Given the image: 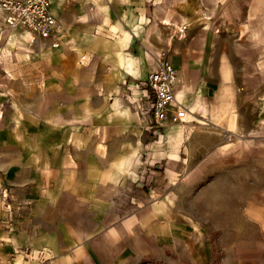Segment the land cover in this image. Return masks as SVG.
<instances>
[{"label":"crops","instance_id":"0c3cea01","mask_svg":"<svg viewBox=\"0 0 264 264\" xmlns=\"http://www.w3.org/2000/svg\"><path fill=\"white\" fill-rule=\"evenodd\" d=\"M240 1L234 0L237 7ZM52 10L61 28L60 46L54 48L45 41L35 51L28 50L30 34L26 31H11L5 40L7 28L0 17V75L9 78L7 82L0 79V110L12 102L24 107H18L16 117L8 109L3 111L0 136L27 137L26 147L11 151L28 155L27 163L19 161V166L36 167L47 175L35 187L28 183H32L30 173L22 184L0 185V264H75V256L94 264L92 257L99 251L93 245L96 239H107L116 227L122 229L123 225L106 222L101 232L99 219L112 216L114 208L101 205L110 200L100 197L99 186L101 180L109 188L116 185L123 176L119 171L131 165L132 154L150 144L144 140L141 125L149 119L143 113L148 90L142 81L154 69L159 54L168 57L177 70L176 103L186 107L189 116L200 112L203 121L217 122L228 131H243L244 109L240 107H256L253 119L257 124L249 129L264 138V79L254 72L263 69L258 62L264 58L261 38L245 37L234 64L226 36L212 32L207 25L211 24L209 16L199 21L202 28L188 27L196 21L193 16L182 20V2L54 0ZM238 11L236 17H240ZM249 11L258 21L264 14V0H251ZM175 27L181 29L174 33ZM182 31L187 36L178 38ZM178 43H185L186 48ZM245 59L250 65L243 63ZM231 82L235 127H225L228 122L218 106L221 88H232ZM36 97L38 102L31 103ZM32 106L39 107L40 117ZM36 139H40L38 144ZM37 154L47 157L37 160ZM119 154L122 160H117ZM5 189L7 197L2 193ZM76 218H93L94 227L83 230L86 237L78 235ZM98 232V237L89 239ZM43 247L54 252L52 261L27 257V249ZM89 248L90 254L86 252Z\"/></svg>","mask_w":264,"mask_h":264},{"label":"rangeland","instance_id":"374dc122","mask_svg":"<svg viewBox=\"0 0 264 264\" xmlns=\"http://www.w3.org/2000/svg\"><path fill=\"white\" fill-rule=\"evenodd\" d=\"M175 2L183 3L182 20L195 17L196 25L188 24L192 30L202 28L199 21L210 17L211 24L207 25L212 32L226 36L234 64L238 45L246 43L245 37L264 40V14L258 21L251 18V0H241L238 7L234 0H223L222 7L218 0ZM237 9L240 17H236ZM179 30L175 27L174 33ZM186 31L178 32L177 37H186ZM181 44L185 43H178ZM258 62L264 69V58ZM243 63L250 65L247 59ZM263 69L254 71L262 80ZM0 79L9 80L2 75ZM228 85L232 87L227 98L229 115L234 120L225 127H235V87L232 82ZM22 96L26 101L27 96ZM33 100L38 102V97L30 100L34 104ZM18 107L24 108L19 102L2 107L0 118L6 109L10 116L16 117ZM240 108L244 109L243 131L232 132L217 122L203 121L200 112L187 114L188 121L171 116L158 127L153 126L150 118L147 124L141 122L146 128L144 140L150 144L132 154L131 165L119 171L123 176L118 177L116 185L109 188L104 181L100 182V197L110 200L101 205L114 208L112 216L99 219L101 232L114 222L123 226L110 230L112 235L107 239H96L93 245L99 251L98 256L92 257L94 264H264V138L256 137V132L249 129L257 124L253 119L256 107ZM31 109H36V117H40L38 106ZM24 117L27 118L26 114ZM0 125L3 127L2 122ZM23 125L24 122L20 129ZM36 140L38 144L40 139ZM28 142L27 137L0 136V185L22 184L29 173L33 176L32 183L28 182L32 187L46 179L42 169L19 166V161L27 163V154L12 152L26 147ZM36 157L41 160L47 154ZM116 158L123 159L120 154ZM75 221L77 233L82 237L87 236L83 230L94 227L93 218ZM99 234L93 233L89 239ZM50 251L45 263L55 258ZM86 252L90 254L91 249ZM86 260L82 262L75 256L72 261L85 264Z\"/></svg>","mask_w":264,"mask_h":264},{"label":"built area","instance_id":"2783aa9c","mask_svg":"<svg viewBox=\"0 0 264 264\" xmlns=\"http://www.w3.org/2000/svg\"><path fill=\"white\" fill-rule=\"evenodd\" d=\"M53 1L0 0V17L8 29H5V40L9 39L11 31L20 29L30 34L27 45L29 51H35V46L45 41H49L51 47H59L61 28L52 10ZM177 79V70L171 60L165 55H157L154 69L142 81L143 87L148 90L147 106L143 113L151 119L155 127L162 126L171 115L183 121L187 117V108L176 103ZM3 192L7 197V189ZM29 250L26 251L27 257L41 262L51 255L50 249L46 247Z\"/></svg>","mask_w":264,"mask_h":264},{"label":"bare ground","instance_id":"6f19581e","mask_svg":"<svg viewBox=\"0 0 264 264\" xmlns=\"http://www.w3.org/2000/svg\"><path fill=\"white\" fill-rule=\"evenodd\" d=\"M181 29V28H180ZM183 30V29H182ZM184 33V32H183ZM19 47V46H18ZM24 49V48H23ZM232 90L230 87L226 86L224 89H222L221 93V98H222V103L218 106V109H220L221 113L223 116L226 117V120L228 122V125H231V121L234 120L233 115H229V103L227 101V98L231 95ZM180 96V95H179ZM197 101V100H196ZM199 102V101H198ZM196 102V104L198 103ZM195 104V103H194ZM225 104V106H224ZM197 105H195L196 107ZM193 107V106H192ZM233 125V124H232ZM181 136V135H180Z\"/></svg>","mask_w":264,"mask_h":264}]
</instances>
